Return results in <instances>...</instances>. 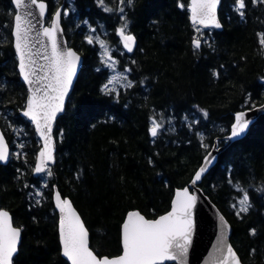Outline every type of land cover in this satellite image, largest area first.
Segmentation results:
<instances>
[{
    "label": "trees",
    "instance_id": "16d2710c",
    "mask_svg": "<svg viewBox=\"0 0 264 264\" xmlns=\"http://www.w3.org/2000/svg\"><path fill=\"white\" fill-rule=\"evenodd\" d=\"M50 14L63 0H46ZM222 0V31L190 23V0H73L63 18L69 45L84 63L66 112L55 125L57 162L41 200L31 193L40 141L20 115L27 90L17 69L12 0H0V125L11 147L0 164V209L23 231L14 264H69L61 255L53 187L69 197L100 257L122 253L121 225L129 211L148 219L167 213L177 189L187 187L217 138L229 134L237 113L264 103V0ZM105 7L112 11H105ZM123 9V11H121ZM138 48L124 52L119 29ZM115 46L131 87L105 90L110 71L88 27ZM200 37V49L193 44ZM207 113V116L204 114ZM161 126L152 136V121ZM201 188L232 227L244 264H264V115L229 146ZM238 189H242L240 191ZM248 195L241 212L238 200Z\"/></svg>",
    "mask_w": 264,
    "mask_h": 264
},
{
    "label": "snow or ice",
    "instance_id": "6c2138e0",
    "mask_svg": "<svg viewBox=\"0 0 264 264\" xmlns=\"http://www.w3.org/2000/svg\"><path fill=\"white\" fill-rule=\"evenodd\" d=\"M217 2L218 0H191L193 23L220 27L215 18ZM238 3L240 9L245 7L244 0H238ZM14 4L17 9L34 5L38 8L40 17L45 15L46 6L38 0H14ZM104 10L112 11L107 7ZM28 15L29 12L26 10L15 16V47L19 54L20 72L32 91L24 115L29 116L36 123L37 130L45 140V151L40 154L41 164L36 168L37 172H41L44 171L45 159H52L49 136L51 122L55 119L56 114L63 110L64 98L71 86L79 57L71 51H58L56 31L59 27L60 13L57 12L52 26L43 28V35L48 37L51 42V57H45L48 61L47 64L37 66L29 44L32 24ZM126 27L125 24L119 29V35L123 40L124 48L128 52H132L135 38L125 33ZM92 42V39L89 38V43ZM261 43L264 44V38L261 39ZM194 45L199 48V40L194 41ZM100 47L105 49V56H108L107 46L103 41H100ZM108 58L111 59L110 56ZM114 82L110 81L109 83ZM127 86L131 87V82ZM105 90H108V85H105ZM204 115L207 116V113ZM152 123L151 134L156 136L161 125L155 120ZM247 127L248 124L242 116H237L236 123L232 128V136H239ZM7 158L8 148L0 135V160ZM204 171L205 169H200L193 183L200 179V174ZM49 174H51L50 171ZM238 190L243 191L242 189ZM56 199L57 207L63 214L60 222L63 255L71 261V264H163L166 260L182 259L187 253V242L191 230V208L195 204L196 197L190 195L186 189L177 192L172 211L155 221L145 219L138 212L130 213L122 227L123 254L113 259H98L93 254L88 245V232L79 216L72 210L71 204L67 200L61 201L59 194ZM239 204L241 205L240 211L246 212L249 206L246 192ZM221 220H223L222 217ZM20 231L12 226V218L9 213L0 210V264H12V258L17 251L20 239ZM227 253L228 258L234 264H240L231 248L227 249ZM223 264H227V261H224Z\"/></svg>",
    "mask_w": 264,
    "mask_h": 264
},
{
    "label": "water",
    "instance_id": "95a60500",
    "mask_svg": "<svg viewBox=\"0 0 264 264\" xmlns=\"http://www.w3.org/2000/svg\"><path fill=\"white\" fill-rule=\"evenodd\" d=\"M14 8H15V15H14V20H13V27H12V37H13V48L17 57V69L19 72L20 80L21 82L25 85L26 90H27V97H26V105L25 108L20 112V115L25 118L28 122H30L34 129L35 132L39 138L40 141V149L37 153L36 156V161H35V166L33 169V177L35 178H40L41 176L45 175L52 167L55 166L57 162V151H58V146H57V141L55 138V125L58 121V119L63 116L66 112L68 102L70 100V97L74 91L76 82L78 80L79 74L82 70L83 63H84V57L73 47L69 45L65 29L63 26V17H64V11H65V6L67 3V0H63L62 4L54 11V13L51 14V21L50 25L46 24L47 23V18L49 17V12H50V7L49 3L46 0H38V2H43L46 6V11L45 15L43 17L39 16V10L36 8L34 5L27 6L26 8H21L17 9L14 0H12ZM222 4V0H218L215 8V18L216 22L219 23L220 27H215L211 24L208 26H205L203 24L199 23H193L192 19V12H191V0L189 4V19L190 23L193 26H198L204 31H209V30H216V31H222L223 30V24L220 19V7ZM29 12L28 19L31 20L32 24V31L29 33L30 40L29 44L32 48V52L34 54V59L36 60L37 66L40 65H45L48 63V61L45 59V57H51L52 54V49H51V42L48 37L43 35V28L45 27H51L52 23L55 19L56 13H60V20H59V27L56 31V39H57V46H58V51L61 52H74L76 56L79 57V60L76 63V68H75V74L72 77V82L71 86L68 90L67 95L64 98V104H63V110L58 112L56 114L55 119L51 122V132L49 134L50 136V147H51V155L52 159L47 160L45 159V164H44V171L37 172L36 168L41 164V152L45 151V140L41 136L40 131L37 130L36 123L29 117L24 115V112L27 111V102L29 97L32 95L31 88L28 83L25 82L23 75L20 72V60H19V54L16 51L15 47V16L18 13H24L25 11ZM126 33V32H125ZM129 34V33H126ZM132 35L135 38V45L133 47L132 52H128L126 48H124L123 40L121 36L119 35L120 42L122 44V47L125 51V53L131 55L134 54L136 49L138 48V40L133 34ZM199 40L200 42V49L202 47V40L200 39H195L194 41ZM194 44V42H193ZM195 46V45H194ZM264 115V103L261 105L254 106L249 109H245L239 113H237V116H242L243 120H245L248 124V127L245 129L243 133H241L239 136H232V128L234 124L236 123V117L233 125L230 128V132L228 135L222 138H217L215 140L214 145L210 149V151L207 153V155L204 157L202 165L199 167L197 172L195 173L192 181L190 184L183 188V189H177L175 191V195L172 201L171 209L167 213L161 215H167L172 211L173 203L176 199V194L177 192H182L185 189L189 192L190 195H193L196 197V201L194 206L191 208V230L189 233V240L187 242V253L182 259H177V260H166L163 262V264H223L224 261H227V264H234L233 261H231L228 258V253L227 249L231 248L232 251L235 253V256L238 258L240 264H244L241 257L237 253L236 249L234 248L232 241H231V236H232V227L229 221L226 219V217L223 215V213L220 211V209L211 201V199L205 194L203 189L201 188V184L204 180V178L210 173V171L217 165L219 161V156L229 148V146L237 141H240L244 137L247 136L249 133L251 127L254 125V123L258 120L260 116ZM43 123V121H41ZM0 135H2L4 143L7 145L8 148V158L6 160H0V164L3 166H6L9 164L11 160V147L10 144L1 128L0 125ZM203 168L205 169L204 172L200 174V179L193 183L195 180L196 174L200 171V169ZM59 194L61 201L67 200L71 204V208L75 213L79 216L81 222L83 223L85 229L88 232V245L89 249L93 251V254L97 256L98 259L102 258H118L123 254V245H122V227L123 224L127 221V217L130 213L132 212H138L140 215H142L145 219L150 220V221H155L159 219L161 216L157 217L156 219H148L146 216H144L139 210H132L129 211L121 225V245H122V253L117 256L113 257H108V256H102L100 257L99 255L96 254V252L92 249L91 247V235L88 227L86 226L81 214L79 211L76 209L74 206L72 200L69 197H64L60 190L58 189V186L55 185L53 187V204L55 211L58 214V235H59V242H60V248H61V255L62 257L69 263L71 264V261H69L64 255H63V246L61 243V237H60V222L61 219L63 218V214L60 212L59 207H57V199L56 196ZM0 199H1V194H0ZM0 210H5L9 213L10 217L12 218V226L14 228L20 229V239L17 245V251L13 255L12 258V264H14L15 258L19 255L22 240H23V231L20 227H17L14 223L13 216L10 211L1 208ZM221 217L223 220H221ZM226 225V226H225Z\"/></svg>",
    "mask_w": 264,
    "mask_h": 264
},
{
    "label": "rangeland",
    "instance_id": "374dc122",
    "mask_svg": "<svg viewBox=\"0 0 264 264\" xmlns=\"http://www.w3.org/2000/svg\"><path fill=\"white\" fill-rule=\"evenodd\" d=\"M69 6L73 5V0H68ZM70 15V10L67 8L64 12V17ZM50 21H51V17L49 16L47 18V23L48 25H50ZM87 32H88V37L91 38L92 40H95L99 46H100V41H103L104 44L107 46V52H108V56L111 57V59L108 58V56H105V49L101 48V57L102 60L105 63V67H107L110 71V77L108 80V90H116L119 91L122 87L126 88L128 83H129V76H128V72L126 70H123L119 67V61L117 60V58L115 57L114 53L117 50V45L113 46L109 40H107V38H105V35H107V33H101V31H104V28L102 29H95L94 27H88L87 28ZM125 32H127V30H125ZM197 39L202 40L200 37H197ZM111 65V66H110ZM124 77H126V79H124ZM110 81H115L114 83H109ZM12 155V153H11ZM49 172L47 174H45L44 176H42V180H40V184L39 185H33L31 188V193L33 195V197H36L37 200H41L42 199V195L43 192L45 190V187L48 185V179H49ZM243 197H241L238 200L237 203V207L240 210L241 205L239 204V201L242 199ZM249 204V203H248ZM249 208V206H248ZM247 208V209H248Z\"/></svg>",
    "mask_w": 264,
    "mask_h": 264
}]
</instances>
